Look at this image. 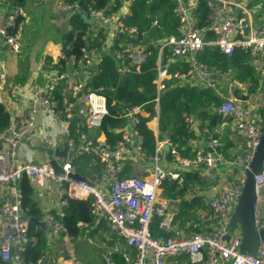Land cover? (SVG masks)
I'll use <instances>...</instances> for the list:
<instances>
[{"label":"built area","instance_id":"built-area-1","mask_svg":"<svg viewBox=\"0 0 264 264\" xmlns=\"http://www.w3.org/2000/svg\"><path fill=\"white\" fill-rule=\"evenodd\" d=\"M33 1L39 5L45 0ZM54 1L56 8L69 16L80 9L76 1ZM173 2L178 19L176 34L150 41L158 48L154 102L158 104L159 92L166 80H171L173 85L198 86L214 91L222 98L216 109L220 116L219 125L243 139V153L234 158L222 155L218 150L220 142L212 135L208 122L202 124L195 116L184 112L181 114L182 121L187 131L192 133L186 140L189 154L181 153L168 141L170 155L165 158L161 152L166 141L157 140L154 154L144 158L138 127L140 116L147 114L142 105L125 108L122 116L126 118V124L118 129L120 137L114 143H109L102 133H96L102 117L107 113L106 98L103 88H93L89 80L100 71L96 63L102 52L111 48L120 72L130 68L138 70L146 61L148 52L142 33L135 26L125 23L126 5L109 13H105V9L91 7L86 11L80 9L88 19L101 20L102 24L94 22L83 31L81 39L84 44L80 47V56L76 60L71 59L74 62L72 74L67 72V66L65 70H60L52 63L40 62V67L48 65L49 70L43 75L42 85L34 84L26 120L18 122L10 109L4 107L9 120L0 131V185L3 187L0 200V259L7 264H24L23 251L28 242L35 240L28 233V219L23 215L19 184L23 176L38 190L46 188L47 182L55 184L58 204L55 209L45 212L43 220L48 237L59 236L67 244L70 236L62 221L67 198H92V214L108 228V232L101 236L105 237V241L111 234L122 238V244L115 242L109 246L105 242L103 264H117L113 253L121 255L119 264H169V261L178 258H184L189 264H264V238L259 239L254 256L243 254L240 252L239 227L232 231L229 227L244 183L245 170L263 132L254 111L264 108V90L259 93L255 104L240 103L230 90L226 95L220 93L226 86L221 79L224 74H218L198 59L205 46H217L226 55L238 47L248 53L256 70L262 69L264 13L258 17L254 14L261 7L258 0ZM201 2L210 9L207 25L200 24ZM249 2L251 6L247 8ZM26 16L22 5L0 0V18L3 17L0 39L10 55L17 56L21 51ZM103 23L106 40L105 46L99 49L91 40ZM155 23L154 20L152 25ZM4 84L5 68H1L0 89ZM63 84L67 88L59 100L56 94ZM20 91L18 81L7 88L12 100L18 99ZM156 108L158 110L157 105ZM39 110L53 120L60 135L56 138L50 130L42 132V146L49 157L46 162L33 160L19 147L22 140L35 131V115ZM81 128H86L87 132H81ZM100 134L104 137L100 138ZM62 149L65 150L64 155L55 154L56 150ZM83 154H91L102 166L99 174L88 179L90 183L73 177L77 173L74 159ZM51 159L57 161L59 172H55L50 165ZM129 161L145 165L138 169L140 176L120 175L123 165ZM185 171H197L210 181L211 187L205 205L195 209V217L185 226L175 229L173 214L165 203L159 201V192L165 180L181 183ZM233 173L235 176L232 177ZM254 185V226L260 230L264 229V163L262 171L254 175ZM185 195L184 199L188 201L191 198L189 195L193 194L189 192ZM129 247L134 255L127 250ZM44 261L45 264H64L58 261L48 263L47 254L35 264Z\"/></svg>","mask_w":264,"mask_h":264},{"label":"trees","instance_id":"trees-1","mask_svg":"<svg viewBox=\"0 0 264 264\" xmlns=\"http://www.w3.org/2000/svg\"><path fill=\"white\" fill-rule=\"evenodd\" d=\"M10 1L17 5H23L25 2V0ZM74 1L79 4L82 11H86L87 8L91 7L93 9H105V13L126 5L128 12L125 17V23L135 26L142 33V41L148 52L146 61L140 65L138 70L130 68L126 72H120L118 63L111 54V48L107 52H102L100 59L96 63V67L100 71L89 80L93 88H103L106 98L107 113L102 117L96 133H102L109 143H114L120 137L118 129L126 124V118L122 116L125 108L134 105H142L147 113L140 116L138 125L142 136L141 144L144 158L154 154L156 142L162 139L161 135L165 132L168 134V141H170L171 146L176 147L183 154H189L190 147L186 146V140L192 133L187 131L182 121L181 114L184 112L192 114L202 124L207 121L209 130L214 133V129L220 120L216 109L222 101V98L214 91L198 86L173 85L171 80H166L164 88L159 92L158 104L154 102L157 94L154 80L156 78L158 48L150 44V41L176 34L178 19L174 10L173 0H67L68 3H73ZM199 11L201 14L200 24L207 25L210 9L204 2H201ZM154 20L156 23L152 25ZM70 21L73 30L76 32L73 34V30H71L66 34L62 48H65L64 46L69 42V48L65 49V56L76 60L80 56V47L84 44L81 35L89 24L84 23L77 12L71 15ZM105 40L106 34L99 27L97 34L92 37L91 41L100 49L105 46ZM198 59L212 67L218 74L233 73L238 80L250 83L254 90H258L261 87V80L249 60L248 53L238 47L230 55H226L217 46H205L198 54ZM45 60L48 64L52 63L55 68L66 69L67 61L65 58H60L53 62L51 57L48 56ZM58 65H61V67H58ZM171 68L177 67L172 66ZM236 92L237 90H235ZM56 96L61 100L59 93ZM259 114L260 119L264 121V108L260 109ZM155 115L158 118L159 133L157 136L147 125V122ZM8 120L9 115L4 108V104L0 103V131L7 125ZM80 131L86 133L87 129L81 128ZM76 136H79V134ZM161 154L165 158L170 155L169 150L164 149H162ZM74 166L76 172L87 179H92L94 175L99 174L102 170V166L91 154L76 156ZM137 166H139V162H126L120 175L123 177L140 176ZM183 173L184 178L181 183L174 180H165L161 185V190L167 198H183L189 192L194 195L188 201L182 200L181 209L174 218L179 220L180 225L186 220L193 219L195 217V209L205 205L203 199L205 187H208V182L201 178L197 171H185ZM19 184L22 191L23 215L28 219V233L30 236L35 237L34 241L28 242L23 251V263L35 264L39 258L46 255L48 233L36 222L41 219L43 213L34 194L32 184L25 176L20 179ZM91 202V197L86 199L67 198L62 221L68 230L70 239L79 237L95 239L98 237L104 243L103 251L106 247L105 242L109 246L115 242L122 244V238L114 234H111L106 241L105 237L101 236L102 233L108 232V228L103 221L92 214ZM158 232L166 234L162 231ZM127 250H130V247ZM130 252L134 255L132 249ZM112 257L117 264L122 261L120 254L113 253Z\"/></svg>","mask_w":264,"mask_h":264},{"label":"crops","instance_id":"crops-1","mask_svg":"<svg viewBox=\"0 0 264 264\" xmlns=\"http://www.w3.org/2000/svg\"><path fill=\"white\" fill-rule=\"evenodd\" d=\"M26 12L27 16L24 19V26H23V36H22V47L19 55L14 56L8 54L7 50L4 46H2L1 39H0V70L1 68H5V84L0 89V103L4 104V107L10 109L12 115L18 122H23L27 118V112L29 107V99L33 94V87L34 84L42 85L43 84V75L45 72L49 70V66L45 65L44 67H40V62H46V57L50 56L53 62H56L60 58H65L67 64L70 62L72 57H66L65 49L69 48V42L62 48L64 38L67 36L66 34L73 30L71 26L70 17L68 14L61 12L55 6L54 0H45L44 2L36 5L33 0H25L24 4L22 5ZM7 7H5L6 9ZM46 12V14H45ZM50 14V15H48ZM54 15V22H57L58 26L63 30V39L57 41H50L48 42L43 49L39 48L36 49L30 42H29V32L30 29L27 30V27H34L36 19L38 15H43L50 17ZM3 23V17L0 18V25ZM96 23H101V20H95ZM100 29L103 33H105V24L100 26ZM75 30H73V34H75ZM68 47V48H67ZM65 61V62H66ZM256 73L259 75V79L261 80V87L258 90H254L252 85L247 81H240L234 77L233 73H226L221 76V79L224 83L230 86V94L234 96V98L243 104H255L259 100V93L264 90V66L262 69L256 70ZM20 82L21 84V91L20 95L17 100H12L9 98L7 94V88L13 84L14 82ZM67 85L63 84L61 88L57 91L60 95L66 90ZM233 90V91H232ZM235 90L237 92L235 93ZM259 109H255V118L259 120V123L262 122L260 119ZM220 123V122H219ZM147 125L150 129H152L155 135H158V118L155 115L150 121L147 122ZM154 126V127H153ZM46 130H50L52 134L56 138H60L58 133V128L53 122V120L47 117L41 110H39L35 115V131L32 132L30 135L26 136L22 142L20 143L19 147H21V151L24 154L29 155L33 160L38 162H46L48 161L49 157L42 146L41 142V134ZM214 137L218 139L220 145L218 146L219 152L224 156H229L230 158H234L237 155L243 153V139L240 136L230 133L228 130H225L220 127L218 124L214 129V133L211 132ZM100 138H103V135H99ZM161 141H163L161 139ZM145 166V165H143ZM141 166H137V169ZM139 171V170H138ZM201 178L205 179L204 176ZM206 180V179H205ZM210 183L209 180H206ZM33 186V185H32ZM211 185L207 187L205 190V196L203 201L208 198L209 189ZM34 194L37 197L38 204L42 210V217L39 222H44V214L48 210H53L57 207L58 200L56 195V186L54 183L47 182L46 188L42 190H38L35 186H33ZM199 192V191H198ZM187 194V193H186ZM189 194V193H188ZM202 194V193H201ZM3 195V187L0 185V200ZM196 195V194H195ZM186 196V195H185ZM194 195H189L192 197ZM185 197L181 198H167L164 194L159 198V201L165 203L167 209L173 214V226L175 229L181 228L186 225L190 220H186L182 225L179 224V220L174 219L178 211L181 209L182 200ZM199 208V207H198ZM37 221V222H38ZM38 224V223H37ZM39 225V224H38ZM41 226V225H39ZM43 227V226H42ZM45 232L48 233L46 227H43ZM192 227L189 229L191 231ZM188 230V231H189ZM98 238V237H96ZM56 241V246L58 249H61L62 242L66 247L64 249L65 254H58L56 256L55 262H61L64 264H75L70 259V254L68 251L71 252V245L64 242L61 238H49L47 236V244L52 241ZM100 241V240H99ZM100 255L99 258L102 261V251L104 249L103 244L100 248ZM7 264V263H6ZM103 264V261H102ZM169 264H189L188 261L184 260V258H178L174 261H169Z\"/></svg>","mask_w":264,"mask_h":264},{"label":"water","instance_id":"water-1","mask_svg":"<svg viewBox=\"0 0 264 264\" xmlns=\"http://www.w3.org/2000/svg\"><path fill=\"white\" fill-rule=\"evenodd\" d=\"M259 6L264 3V0H258ZM251 2H249L246 7L249 8ZM76 12L80 15L84 23L93 24L95 18L88 19L87 15L82 12L80 9H77ZM238 12V11H237ZM74 67V62L71 60L67 65V72L72 74ZM262 128H264V121L260 122ZM161 138L166 143L163 146L164 150L169 149L168 145V134L162 133ZM65 150H56L55 154L58 156L64 155ZM50 165L53 167L55 172L60 171V167L56 160H49ZM264 163V129L260 136L259 142L256 146V149L251 157L248 168L245 170V179L242 185L241 193L237 204L235 206L234 214L229 224L230 231H232L236 226L239 227L241 233V243H240V252L243 254L254 256L257 251L258 242L260 238H264V229L257 230L254 226V202H255V185H254V175L262 171ZM73 177L77 180L85 181L90 183V181L78 173L73 174ZM37 222V221H36ZM39 225L46 227L44 222H37ZM226 239L228 236L225 237ZM46 261L41 264H45ZM0 264H6L5 261L0 259Z\"/></svg>","mask_w":264,"mask_h":264},{"label":"rangeland","instance_id":"rangeland-1","mask_svg":"<svg viewBox=\"0 0 264 264\" xmlns=\"http://www.w3.org/2000/svg\"><path fill=\"white\" fill-rule=\"evenodd\" d=\"M264 13V3L261 5L259 9H257L254 14L256 17L260 16ZM46 14V12H45ZM50 15V14H48ZM30 29L29 32V42L36 48V49H43L45 45L50 41H57L63 39V30L58 26L57 22H54V15L51 14L50 17L38 15L34 27H27V30ZM230 90L229 86L226 84L220 93L227 94ZM224 169L223 166L220 167ZM236 171V170H235ZM236 173V172H234ZM234 173L232 177L235 176ZM233 180V179H232ZM211 183H208V187ZM207 189V187H205ZM163 195L162 190L159 192V198ZM56 238H61L57 236ZM62 239V238H61ZM56 241H50L46 247V254L48 257V263H55L56 256L58 254L64 255V246L62 242L61 249H58L56 246ZM69 244L71 245V252L68 251L70 254V259L75 264H102L101 259L99 258L100 255V248L102 242L98 240V238H89V237H79L69 240Z\"/></svg>","mask_w":264,"mask_h":264},{"label":"bare ground","instance_id":"bare-ground-1","mask_svg":"<svg viewBox=\"0 0 264 264\" xmlns=\"http://www.w3.org/2000/svg\"><path fill=\"white\" fill-rule=\"evenodd\" d=\"M154 127V126H153Z\"/></svg>","mask_w":264,"mask_h":264}]
</instances>
